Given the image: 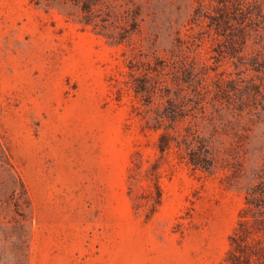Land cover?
Returning <instances> with one entry per match:
<instances>
[{
	"label": "rangeland",
	"instance_id": "374dc122",
	"mask_svg": "<svg viewBox=\"0 0 264 264\" xmlns=\"http://www.w3.org/2000/svg\"><path fill=\"white\" fill-rule=\"evenodd\" d=\"M84 1L0 0V264H264L230 253L264 166V29L234 41L191 23L197 0H135L140 28L115 44ZM179 44L210 88L198 123L213 172L162 153L133 105L130 65Z\"/></svg>",
	"mask_w": 264,
	"mask_h": 264
},
{
	"label": "trees",
	"instance_id": "16d2710c",
	"mask_svg": "<svg viewBox=\"0 0 264 264\" xmlns=\"http://www.w3.org/2000/svg\"><path fill=\"white\" fill-rule=\"evenodd\" d=\"M216 1L217 15L212 16L205 0H197L191 23L209 19V24L214 20L218 33L231 29L233 40L234 35L243 36L247 33L246 26H249L248 32L260 27L264 29V0ZM102 2L103 0H85L82 3L84 22L93 23L94 29L103 33L111 43H130L133 34L140 28L138 16L141 4L128 0L121 16L106 6L107 12L103 16L102 8H96ZM110 28L118 29V33H108ZM235 39L243 40L239 35ZM153 54V59L130 65L129 71L130 84L137 97V102L133 105L143 120V127L160 130L157 144L162 153L173 149L179 158L186 157L193 168L213 172V148L210 147L209 139L201 134L198 123L199 116L205 117L206 103L209 102L207 95L210 88L204 82V75L189 63L180 44L173 47L165 57L155 52ZM169 77L174 86L169 84ZM237 223L230 236L231 256L239 261L240 256L236 251L264 255L261 245L264 242L261 236H264V166L259 170L257 180L246 188L245 205L239 213ZM251 234L255 235V242L250 246L245 241Z\"/></svg>",
	"mask_w": 264,
	"mask_h": 264
}]
</instances>
